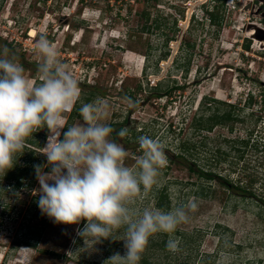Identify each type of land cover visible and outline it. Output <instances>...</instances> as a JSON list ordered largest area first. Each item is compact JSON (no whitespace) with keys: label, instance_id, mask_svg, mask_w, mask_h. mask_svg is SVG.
<instances>
[{"label":"rangeland","instance_id":"rangeland-1","mask_svg":"<svg viewBox=\"0 0 264 264\" xmlns=\"http://www.w3.org/2000/svg\"><path fill=\"white\" fill-rule=\"evenodd\" d=\"M213 1L219 5L215 20L199 0H0V51L6 47L7 58L36 80L35 42L45 35L79 82L78 102L104 99L109 108L102 122L128 130L125 137H110L126 149V166L141 154L138 137L130 132L135 127L140 136L164 147L167 165L153 190L168 184L172 209L189 201L196 205L174 233L149 239L139 264H264V148L250 143L243 156L239 149L244 145L234 141L247 137V127H255L256 139L264 142V38L249 37L264 29V0H225L223 6ZM118 34L120 38L113 37ZM155 86L171 93L158 96ZM90 90L95 93L86 102L82 97ZM250 93L254 102L247 105ZM201 101L209 104L202 108L207 116L231 112L246 121L230 120L233 131L218 124L199 132L192 123ZM182 141H188L186 151ZM175 153H184L185 161L176 157L177 163L170 162ZM17 156V164L26 165L21 153ZM190 164L213 169L233 184H245L255 175V195L207 182ZM23 181L16 186L0 177V264H105L114 253L124 254L123 228L111 239L85 242L77 234L84 221L54 223L38 208V180L32 185L28 178ZM201 184L205 193L214 194L202 195ZM148 194L138 200V209L159 208L155 196ZM34 227L41 235L31 237L28 246ZM170 237L177 241L175 251L166 248Z\"/></svg>","mask_w":264,"mask_h":264},{"label":"clouds","instance_id":"clouds-1","mask_svg":"<svg viewBox=\"0 0 264 264\" xmlns=\"http://www.w3.org/2000/svg\"><path fill=\"white\" fill-rule=\"evenodd\" d=\"M205 4L202 8L208 15L206 9L211 11L214 1ZM35 52L39 63L33 80L21 65L7 58L6 47L0 51V176L13 167L28 138L47 129L50 135L42 148L47 164L34 166L41 214L57 224L84 221L77 234L93 244L111 239L113 232L123 228L125 252L114 253L105 264H139L149 239L158 233H174L196 205L189 201L169 211L138 209V200L158 185L167 165L163 145L148 136L138 137L141 154L134 165L126 166V149L110 138L114 129L102 122L109 108L102 98L82 104L78 109L81 121L65 127V114L80 97L79 82L45 35L35 42ZM128 106L134 108L135 103L129 100ZM127 134L126 128L116 132L119 137ZM166 248L177 250V241L170 237Z\"/></svg>","mask_w":264,"mask_h":264},{"label":"trees","instance_id":"trees-1","mask_svg":"<svg viewBox=\"0 0 264 264\" xmlns=\"http://www.w3.org/2000/svg\"><path fill=\"white\" fill-rule=\"evenodd\" d=\"M82 1H84V0H82ZM219 2L221 3L222 6L225 4V0H219ZM203 7L206 8L205 3L203 4ZM216 8H219V5L214 3L213 9L211 11L206 9L207 14L211 16L212 20L217 19V17H216L217 11H215ZM168 40L169 39L166 40V44L168 43ZM249 47H250V43H246L245 48L248 50ZM163 56L165 58H167L168 53H165ZM188 70H189V67L187 66L186 72H188ZM154 90H156V94L158 96H162L163 94L168 95L171 93L170 89H168L165 93H161V91H159L160 89L158 86H155ZM90 91L87 92L86 97L85 96L82 97L83 100L86 102L89 101L95 93L93 90H90ZM253 98H254L253 94H251V93L248 94L247 97L245 98V103L247 105H251L254 102ZM207 100H209V98L205 97L204 101H207ZM78 101L74 105V108L72 109L70 114L68 115L65 127L73 125L75 120L80 117L78 109L81 106V104ZM204 103L205 102H203V101L200 102V108H199L200 114H198L194 117L195 119L192 123V128L197 129V131H199V132L203 131V130L211 131L213 129V127L218 125V124L225 125L230 130L233 131V129H234L233 126L228 125V122L230 120H232L234 122L237 121L239 123L246 121L245 117L242 118L240 115H238V114L234 115V113H231V112H225L222 114H219L217 112H213L214 115L211 113L210 115L207 116V115H205L204 109H202V108H204V107L208 108L209 104L204 105ZM236 104L237 103H226V105L231 106L233 108H236L238 106ZM250 116L252 117V115H250ZM258 119H259V117H257L256 121H258ZM169 125L170 126L168 128H169L170 134L175 133L174 129L172 128V126H173L172 123ZM110 126L112 127L113 125H110ZM255 129H256L255 127H253V128L247 127V130H248L247 137H245L244 139H235L234 140L235 142L240 143V145H244L243 150L238 148L239 151L242 152L241 155H243V156L245 154L246 147L248 145H250V143L253 144L256 149H259V146H262V148H264V142L261 143L260 139L259 140L256 139L257 135L255 133ZM65 130H66V128L63 129L62 132ZM118 131H119V129L114 130V132L112 134V137L115 140L117 139L116 132H118ZM130 132L131 133L134 132V136L136 138L139 137L140 134L142 133V131L137 132L135 127H132L130 129ZM48 135H49L48 130L43 129L41 131L34 133L32 137L28 138V140L26 141V144H25L24 152L21 153V157H22V159H25L26 165H24L22 167L21 165L17 164V162L15 160L18 159V156H16L14 158V161L16 162V163L14 162V166H16L15 168L17 169L16 172L14 170V167H12L4 176H0V177H3L9 181L13 180L14 184L16 186H20L21 184L25 183V181H23V177H24V178H28V180H29L28 184L32 185L37 180L34 166L35 165H43V162H44V158L42 157V155H40L39 150H41L44 147ZM186 143H188V141H182V143H181V145H182L181 148L184 151H186V149H187ZM176 157L181 159V161H183V160L185 161L184 153H178L177 155L175 153V155L173 154L172 157H169L170 162L177 163V162H175ZM188 168L190 170L196 172L199 177L205 178L207 180V182H210L211 180H215L218 182L219 185L226 187V189H232V190L241 191L243 193H249L250 196L255 195L254 191L252 190V184L254 181H256V177H257L255 175H252V177H250L249 181H247L245 184L240 183V182L233 184V183H231L230 180H228L226 177H224L221 173H217L213 169H205L204 167H199L198 169H196L191 164L188 165ZM201 185L202 186H200L198 188L199 189L198 191L202 192V195L205 194L207 196V195H209V192L214 194V190H208V193H205L206 186H204V184H201ZM207 187H208V189H210V186H207ZM168 189H169L168 184H165L163 187L159 188L158 190L157 189H156V191L151 190L149 192V194L155 196V201H156L157 206L159 208H161L163 211H169L172 209L171 200L169 197L170 193H169ZM198 191H197V193H198ZM262 201H264V199H262ZM28 234H29L30 238L27 239L26 243L30 244L31 243V241H30L31 237H34V238L40 237V235H41L40 234V228L39 227L30 228ZM143 260H145V259H143Z\"/></svg>","mask_w":264,"mask_h":264},{"label":"water","instance_id":"water-1","mask_svg":"<svg viewBox=\"0 0 264 264\" xmlns=\"http://www.w3.org/2000/svg\"><path fill=\"white\" fill-rule=\"evenodd\" d=\"M252 34H253V35H252ZM252 34H250V36H249L251 39H253V38L255 39V37H256L255 35H257L258 38L263 39V38H264V29L259 28V29H258V32H257V30H256V31H255L254 33H252ZM263 40H264V39H263Z\"/></svg>","mask_w":264,"mask_h":264},{"label":"bare ground","instance_id":"bare-ground-1","mask_svg":"<svg viewBox=\"0 0 264 264\" xmlns=\"http://www.w3.org/2000/svg\"><path fill=\"white\" fill-rule=\"evenodd\" d=\"M31 35H35V29H32L30 32Z\"/></svg>","mask_w":264,"mask_h":264},{"label":"built area","instance_id":"built-area-1","mask_svg":"<svg viewBox=\"0 0 264 264\" xmlns=\"http://www.w3.org/2000/svg\"><path fill=\"white\" fill-rule=\"evenodd\" d=\"M205 0H199V2H204ZM205 3V2H204ZM189 17L191 18L192 17V13L189 15Z\"/></svg>","mask_w":264,"mask_h":264}]
</instances>
